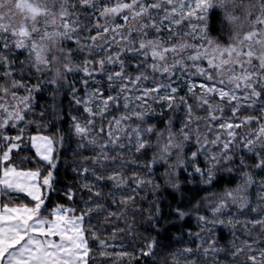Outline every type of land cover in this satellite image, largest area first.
Returning <instances> with one entry per match:
<instances>
[{"label": "snow or ice", "instance_id": "1", "mask_svg": "<svg viewBox=\"0 0 264 264\" xmlns=\"http://www.w3.org/2000/svg\"><path fill=\"white\" fill-rule=\"evenodd\" d=\"M15 2L22 9V22L13 26L0 17V264H90L89 237L98 241L99 256L106 264H131L138 255L154 256L155 240L148 241L139 253L108 251L117 246L100 240L96 231L84 226L94 211L104 215L106 222L109 217L126 219L127 211L139 212L135 205L138 190L153 185L152 176L136 172L125 176L123 171L108 169L124 167L123 150L139 153L152 148L148 137L153 133L156 152L145 165L149 173L157 164L166 165L165 175L170 177L178 168H191L204 184L211 185L219 165L227 164L231 172L236 163L229 162L234 157L238 162L240 184L212 194L215 201L206 205L211 216L198 215L201 224L224 225L221 215L232 206L240 212H257L249 207L247 195L256 181L243 169L248 167V154L252 166L264 174V0ZM213 10L222 16L221 40L210 37L206 24L201 23ZM82 13L87 23L81 20ZM189 38L197 43H190ZM66 41L76 45V53L86 54L82 64L73 63V50ZM17 50L29 58L18 65ZM26 64L30 66L26 68ZM33 70L37 78L29 82ZM76 72L84 74V94L69 86L84 115L72 117V130L81 148L93 149V167L78 169L80 176L92 181L81 185L90 193L91 203L79 213L62 205L45 206L47 194L55 191L58 156L54 153L63 136L26 135L34 123L35 94L46 85L59 88L68 82L69 73ZM196 76L205 82L197 85L192 79ZM182 84L192 102L187 95H178ZM153 103L169 110L183 106L184 120L177 131H173L171 119L166 134L147 124L145 117L154 111ZM248 109L255 112L247 113ZM245 128L248 130L243 131ZM25 149L34 150V155L24 156V160L43 163L27 169L18 166L13 157ZM105 181L116 189L130 188L118 201L113 199V204L123 206L116 211H109L104 203L115 193L105 194L98 187ZM259 183L264 187V180ZM173 186L179 187L174 181ZM65 195L72 199L75 193L69 190ZM5 199L17 203L7 204ZM21 199L27 203H19ZM259 199L264 201V192ZM175 212L181 219L188 215L180 208ZM237 223L240 221L229 213L227 224ZM243 228L247 236L253 235L252 229L264 233V210L246 219ZM215 244L211 239L203 254L214 256L221 251ZM193 251L184 248L173 254L171 264H181V258L185 264H195L189 261ZM231 255L240 257L233 264H264V240L245 239L242 246L234 243Z\"/></svg>", "mask_w": 264, "mask_h": 264}, {"label": "trees", "instance_id": "2", "mask_svg": "<svg viewBox=\"0 0 264 264\" xmlns=\"http://www.w3.org/2000/svg\"><path fill=\"white\" fill-rule=\"evenodd\" d=\"M217 12L216 10L213 14V22L216 21ZM82 16H85V14L82 13ZM213 24L216 25V23H212L214 30L216 27ZM83 55L86 54L83 53ZM28 59L27 55H23L20 59H17V62L27 61ZM25 67L27 68L29 65L26 64ZM129 70L132 71V69ZM36 78L37 74L33 72L30 75L29 82L35 81ZM53 90V86L46 85L35 95L34 110L31 113L34 123L29 125L26 135H36L39 133L52 136L53 138L63 136V142L58 146L56 152L59 166L54 172L53 186L55 191L47 194L48 198L45 206L51 209L55 205H62L74 208L79 213L91 203L89 200L90 193L81 185L83 182L92 181L91 177L80 176L78 169L93 167L91 161L93 149L91 147L81 148L79 146L80 139L72 130L71 112L66 107V104H64L65 107L63 105L66 100L61 99L57 94L55 97H52L54 94ZM189 102H192V98ZM72 104H75L74 101ZM157 105L162 107L160 104ZM53 107L56 108L55 111H53ZM42 108H47V113H41L40 110ZM225 111L227 112L228 109L226 108ZM56 115H59V119H57L58 116ZM184 115L185 110L183 109L181 114L177 116L176 125L179 127L184 120ZM168 116L169 114L162 112L161 124L165 123ZM192 150L195 149L193 148ZM124 151L125 155L123 159L127 162L124 167L122 169L109 168L108 171H123L125 176H130L133 172L142 177L151 175L153 185L155 186L148 185L138 190L139 196L135 201V205L139 209V212L127 211L125 213L126 219L123 217L119 219L109 217L106 222L104 215H98L95 211L90 217H86L85 228L96 231L100 240H107L109 243L117 246L115 249H108V251L126 250L139 253L148 241L155 240L157 242L155 255H138L135 260L131 261V264H171L173 254L181 252L184 248H192L194 250L189 257V261L194 260L195 264H233L234 259L240 260V257L234 258L231 255L234 243L242 246V241L245 239L252 240L258 237L264 240V233L258 232L257 229H252L253 235L247 236L243 228L246 219H251L258 215L260 210H264L260 207L264 206V201L259 199L260 193L264 192V187H261L259 183L264 180V174H261L259 169L252 166L254 161L247 158L248 154H245L248 167L244 168L243 171L250 172L254 181H256L251 189V202L253 204L249 207L257 208L258 210L257 212H248V209H245L244 212H239L233 208V211H236L238 214L233 216V213H231V217L238 219L240 223H237L235 226L227 224L229 213L226 212L221 216V219L225 220V224H217L213 227L201 224L197 216L210 214L204 208L206 201H208L207 199L215 197L212 195L213 193L235 189L240 184L242 172L239 170V164L235 157L229 163H236V167L230 172L227 170V164L219 165L216 169V177L211 185L204 184L202 182L203 178L198 173H195L193 169L189 168L187 171L183 169L179 171L178 176L179 180H181V185L174 187L168 182L165 175V166L155 165L152 172H148L145 165L151 162V150H143L139 153ZM33 155V151L25 149L20 156L14 155L13 159L18 166L26 169L35 168L37 164H42L43 162H39L38 160L30 162L23 158L24 156L33 157ZM236 155L239 156L240 153ZM200 163L203 167L204 162L200 161ZM98 187L105 194L115 193V196H107L104 200L109 211H116L118 208H122V205L113 204L112 201L113 199L118 201L122 195L130 192L129 187L127 189H116L110 181H105L103 184L98 185ZM69 190L75 193L72 199H68L65 195ZM92 199L99 198L93 197ZM4 203L16 204L17 201L5 199ZM19 203H27V199H21ZM197 205H200V207L197 208ZM176 208L184 210L188 215L181 219L175 212ZM245 213H247V216H245ZM89 220L91 221L90 224L88 223ZM206 228H211V231L202 230ZM117 229H120V231L116 232ZM113 232H116L115 239L112 236ZM88 239L89 247L92 250L90 253V264H92V258L95 259V264H106L104 258L99 256L98 241L92 237ZM211 239L215 240V246L221 251H218L214 256L212 254L204 255L203 248L208 247ZM181 264H185L183 258H181Z\"/></svg>", "mask_w": 264, "mask_h": 264}, {"label": "rangeland", "instance_id": "3", "mask_svg": "<svg viewBox=\"0 0 264 264\" xmlns=\"http://www.w3.org/2000/svg\"><path fill=\"white\" fill-rule=\"evenodd\" d=\"M215 11L216 10L209 11V13L207 15V18H206V21L201 22V23L202 24H206V29L205 30H206L207 34L210 37L215 38L217 40H221V39H223V24H222V16L220 15L219 10H217L218 11L217 12L218 16H216L217 17L216 21H214L216 23V25L213 24L214 27H216V28L214 30L212 28V23H214L213 22V14L215 13ZM21 12H22V9L18 8L15 0H0V17H2L5 22H11L13 24V26L20 24L22 22ZM80 18H81V20H85V16H82V14H81ZM117 22H119V18L118 17H117ZM85 23H87L86 20H85ZM92 34H94V30H93ZM189 42L190 43H197V41H194L191 38H189ZM65 43L67 44L68 48L73 50V57H72L73 63L77 64V65L82 64L83 63V57L85 55H83V53H76L75 52L76 45L74 43L67 42V41ZM97 43L98 44L102 43V41L98 40ZM21 51L22 50H17V52H16V56H17L18 59H20L23 55H26V54H21ZM113 51H115V48H113ZM129 57H131V56H129ZM18 64H19V62H17V65ZM132 71L134 72L135 70L132 69ZM33 72H34V70H33ZM83 78H84V74L82 72L69 73L68 74V82L66 84L61 85L59 88L54 87V90H53L54 94L52 95V97L53 96L55 97V95L57 94V95L60 96L61 99L66 100V102L63 103V105L66 104V107H68L69 111L71 112V114H70V118L71 119H72L73 116L82 117L84 114L82 113V111L80 110V107L78 105H76V104L73 105L72 104L73 98H72V94H71V87L69 85L74 86L76 89H78V94L82 96L84 94V91H85L83 85L81 84V80ZM192 79L197 85L199 83H201V82H205L203 77H200V76L193 77ZM207 83H211V82L209 81ZM89 87H92L91 82H89ZM196 90L199 91V88H197ZM21 91H23V90H21ZM37 93H39V92H37ZM105 95H107V92H105ZM178 95H187L189 101L192 98V96L186 92V85H184V84L181 85ZM160 105H162V104H160ZM64 107H65V105H64ZM152 108L154 109V111L151 112L149 116L145 117V121L147 122L148 125H152V126H154L156 128V130L158 132H165V134H166V128H167V125H168V121H169V119H171L172 120L173 131H177L179 129V126L176 125V121H177V118H178L177 116H179L181 114V112L183 111V109H184L182 105L178 109L169 110L166 107H164L163 105L161 107V106H158L156 103H153L152 104ZM47 110H48L47 108H45V109L42 108V110H40V112L45 114V113H47ZM55 110H56V108L53 107V111H55ZM162 112H166L167 114H169V116H168L167 120L165 121V123H162L163 126L161 124ZM254 112H255L254 109H248L247 110V113H254ZM56 116H58L57 119H59V115H56ZM41 117H42V115H41ZM133 123H140V122L134 120ZM247 130H248L247 128L243 129V131H247ZM241 131L242 130H240V129L237 130V132H241ZM148 139L152 143L153 147L149 148V149H146V150L147 151L151 150L152 157H153V155L156 152V148H155V144H156L155 133L149 135ZM31 151L34 152V150H31ZM56 152L54 153V155H56ZM186 154H187V149H186ZM157 165H163V164H157ZM58 166L59 165L57 163L56 170L58 169ZM163 166H165V173H166L168 171L167 166L166 165H163ZM180 170L181 169H179V168L177 169V174L175 176H171L170 177V176L166 175L169 184L173 185V181H174V182L178 183L179 186L181 185V180H179L180 178L178 176ZM252 187L253 186H251L248 189V192H247L248 199H249V206H251V204H253V202H251V189H252ZM127 188L128 187L126 186V187H122L120 189H127ZM227 190H230V189H227ZM207 200L208 201H206L204 209H205L206 212H209L208 207L206 205H208L210 202H214L215 201V197H211L210 199L208 198ZM233 208L236 209V211H237V208L235 206H232L226 212L227 213H233L232 214L233 216L235 214H238V213H236V211H233ZM222 215H224V213ZM206 216L210 217L211 213L210 214H206Z\"/></svg>", "mask_w": 264, "mask_h": 264}, {"label": "crops", "instance_id": "4", "mask_svg": "<svg viewBox=\"0 0 264 264\" xmlns=\"http://www.w3.org/2000/svg\"><path fill=\"white\" fill-rule=\"evenodd\" d=\"M54 239H57L58 240L59 238L58 237H55Z\"/></svg>", "mask_w": 264, "mask_h": 264}]
</instances>
